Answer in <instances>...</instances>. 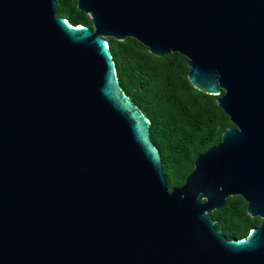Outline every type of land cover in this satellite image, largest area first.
Wrapping results in <instances>:
<instances>
[{
  "label": "water",
  "instance_id": "1",
  "mask_svg": "<svg viewBox=\"0 0 264 264\" xmlns=\"http://www.w3.org/2000/svg\"><path fill=\"white\" fill-rule=\"evenodd\" d=\"M0 0V264H264V0ZM106 38L186 59L232 127L168 191ZM239 197L259 225L226 240Z\"/></svg>",
  "mask_w": 264,
  "mask_h": 264
},
{
  "label": "trees",
  "instance_id": "2",
  "mask_svg": "<svg viewBox=\"0 0 264 264\" xmlns=\"http://www.w3.org/2000/svg\"><path fill=\"white\" fill-rule=\"evenodd\" d=\"M54 14L69 25L90 27L75 0H55ZM122 92L148 120V136L159 153L168 191L180 187L192 172V160L220 142V133L232 127L214 99L193 89L185 76L186 59L177 53L154 57L137 41L105 39ZM214 228L226 240L245 238L257 225L245 214L237 196L225 199L212 211Z\"/></svg>",
  "mask_w": 264,
  "mask_h": 264
},
{
  "label": "flooded vegetation",
  "instance_id": "3",
  "mask_svg": "<svg viewBox=\"0 0 264 264\" xmlns=\"http://www.w3.org/2000/svg\"><path fill=\"white\" fill-rule=\"evenodd\" d=\"M245 207H246V204H245ZM245 214H246V212H245ZM247 215V214H246ZM248 216V215H247ZM249 217V216H248ZM249 218H251V217H249ZM251 219H255L256 221H257V225L256 226H258L259 225V222H260V218L259 217H253V218H251ZM255 226V227H256Z\"/></svg>",
  "mask_w": 264,
  "mask_h": 264
}]
</instances>
